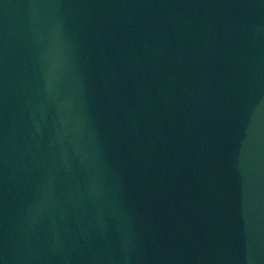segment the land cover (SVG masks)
Segmentation results:
<instances>
[{"label": "water", "instance_id": "obj_1", "mask_svg": "<svg viewBox=\"0 0 264 264\" xmlns=\"http://www.w3.org/2000/svg\"><path fill=\"white\" fill-rule=\"evenodd\" d=\"M2 264H264V0H0Z\"/></svg>", "mask_w": 264, "mask_h": 264}, {"label": "snow or ice", "instance_id": "obj_2", "mask_svg": "<svg viewBox=\"0 0 264 264\" xmlns=\"http://www.w3.org/2000/svg\"><path fill=\"white\" fill-rule=\"evenodd\" d=\"M0 264H2V262H0Z\"/></svg>", "mask_w": 264, "mask_h": 264}]
</instances>
